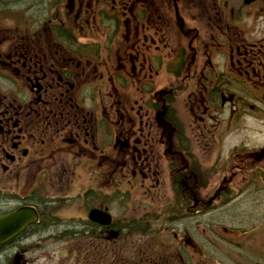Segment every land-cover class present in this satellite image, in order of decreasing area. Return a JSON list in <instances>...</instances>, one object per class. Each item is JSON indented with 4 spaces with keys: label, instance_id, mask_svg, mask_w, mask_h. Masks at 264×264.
Instances as JSON below:
<instances>
[{
    "label": "flooded vegetation",
    "instance_id": "1",
    "mask_svg": "<svg viewBox=\"0 0 264 264\" xmlns=\"http://www.w3.org/2000/svg\"><path fill=\"white\" fill-rule=\"evenodd\" d=\"M249 129L264 0H0V264H264Z\"/></svg>",
    "mask_w": 264,
    "mask_h": 264
},
{
    "label": "rangeland",
    "instance_id": "2",
    "mask_svg": "<svg viewBox=\"0 0 264 264\" xmlns=\"http://www.w3.org/2000/svg\"><path fill=\"white\" fill-rule=\"evenodd\" d=\"M262 135L264 136V134ZM247 136L251 142H260L264 144V138L262 140H257L258 135L256 134V136H254L252 130L247 133ZM230 141L231 144L229 143L228 149L238 144L239 138L232 136ZM258 199L259 203H256L254 206L249 204L242 205L239 201H235L222 211L218 210L206 216L202 221L207 222L213 220L218 223L222 221L223 224H227L232 231L231 233H233V235L230 236L242 235L240 231L243 230L245 232L243 236L264 238V195H261ZM225 209H228V211H224ZM240 227L242 228L239 229Z\"/></svg>",
    "mask_w": 264,
    "mask_h": 264
},
{
    "label": "water",
    "instance_id": "3",
    "mask_svg": "<svg viewBox=\"0 0 264 264\" xmlns=\"http://www.w3.org/2000/svg\"><path fill=\"white\" fill-rule=\"evenodd\" d=\"M248 2H253V1H256V0H247Z\"/></svg>",
    "mask_w": 264,
    "mask_h": 264
}]
</instances>
